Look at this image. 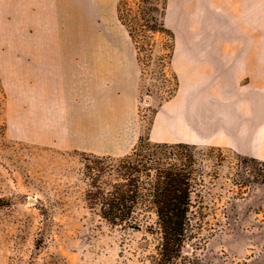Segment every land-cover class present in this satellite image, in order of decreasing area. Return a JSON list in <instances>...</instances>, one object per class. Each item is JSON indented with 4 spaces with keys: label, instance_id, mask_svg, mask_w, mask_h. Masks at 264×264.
Listing matches in <instances>:
<instances>
[{
    "label": "rangeland",
    "instance_id": "374dc122",
    "mask_svg": "<svg viewBox=\"0 0 264 264\" xmlns=\"http://www.w3.org/2000/svg\"><path fill=\"white\" fill-rule=\"evenodd\" d=\"M129 1L128 8L137 11V1ZM0 26V34L7 38L0 39V57L5 55L15 68L3 66L0 59V264H151L159 243L157 231L111 226L99 215L101 201L93 198L99 186L113 190L125 184L128 175L124 165L128 162L111 156L114 160L99 164L101 161L92 155L103 156L78 149L77 140L56 142L52 127L47 125L40 133L37 119L32 122L29 92L37 75V65L32 63V26L13 21H0ZM99 29L103 43L97 45V57L89 58L88 46L87 80L100 77L102 60L104 78L110 73V78L117 77L119 82H140L139 112L143 134L148 135L155 116L164 112V98L172 95L170 101L175 95L173 60L164 82L156 62L159 49L146 65L144 55V62L138 61L121 22L112 27L100 23ZM23 31L26 38L17 40L16 33ZM153 42L158 45L162 40L156 36ZM69 59L72 79L82 80L83 70L78 73L73 68L78 59L74 47ZM111 59L112 72L108 65ZM1 67L5 73L16 72L18 76L13 81L7 79ZM29 68L32 73H28ZM252 160L228 149L189 144L143 151L130 161L141 172L129 175L140 177L146 183L141 191L148 194V182L159 174L148 168L161 166V170L192 174L193 221L188 234L193 239L184 248V258L190 264H264V162ZM153 210L150 203L136 209L140 214H153Z\"/></svg>",
    "mask_w": 264,
    "mask_h": 264
},
{
    "label": "crops",
    "instance_id": "0c3cea01",
    "mask_svg": "<svg viewBox=\"0 0 264 264\" xmlns=\"http://www.w3.org/2000/svg\"><path fill=\"white\" fill-rule=\"evenodd\" d=\"M0 2V21L33 29L31 116L40 133L47 125L56 142L77 140L78 149L102 156L129 154L144 132L140 82H119L110 73L104 78L102 60L100 77H86L88 46L92 58L103 43L99 24L120 25L118 0ZM262 9V0H169L177 85L154 118L152 142L224 148L264 162ZM23 32L15 37L26 38ZM72 47L78 56L73 68L83 70L82 80L70 74Z\"/></svg>",
    "mask_w": 264,
    "mask_h": 264
},
{
    "label": "trees",
    "instance_id": "16d2710c",
    "mask_svg": "<svg viewBox=\"0 0 264 264\" xmlns=\"http://www.w3.org/2000/svg\"><path fill=\"white\" fill-rule=\"evenodd\" d=\"M136 1L139 7L137 11H133L128 8L129 0H119V20L128 30L140 63L144 60L146 65L152 63L151 55L155 49H159L161 55L156 59V62L165 82L166 69L172 63L176 44L175 32L166 22L168 0ZM156 36L161 38V44L157 45L153 42ZM142 55L145 56L144 60ZM173 79L177 82L175 75ZM171 97L172 95L164 98L163 102L169 101ZM188 146L189 144L185 143H176L171 146L168 143H153L149 133L148 135L143 134L129 154L117 159L120 162H128L124 165L126 175H128L127 178H124L125 184L114 186L113 190L99 186V191L93 196V198L99 199L102 204L99 215L111 226H122L135 231L145 230L149 233L157 231L159 243L151 264L191 263L184 258V248L187 242L193 239L188 234L193 221V214L190 211L192 200L189 191L192 174L176 169L161 170V166L148 168V170H158L159 174L155 180L152 179L151 182H148L151 187L148 189L149 193L143 194L141 189L146 188L144 187L146 183L141 181L140 177H130V175L140 173L141 170L132 166L130 161L141 156L143 151ZM92 156L101 161L99 164L114 160L111 156ZM100 168L104 171V167ZM101 178L102 176L97 179L101 180ZM149 203L154 207L153 214L137 213L136 209L139 205L146 206Z\"/></svg>",
    "mask_w": 264,
    "mask_h": 264
},
{
    "label": "bare ground",
    "instance_id": "6f19581e",
    "mask_svg": "<svg viewBox=\"0 0 264 264\" xmlns=\"http://www.w3.org/2000/svg\"><path fill=\"white\" fill-rule=\"evenodd\" d=\"M2 2H3V1H2ZM2 2H0V3H2ZM1 5H2V4H1ZM0 29L2 30V27H1V26H0ZM0 32H1V31H0ZM3 32H4V31H3ZM1 33H2V32H1ZM2 35H3V33H2ZM2 35L0 34V39H1V40H4L3 37L6 38V36H2ZM5 35H6V34H5ZM10 35H11V34H10ZM10 35H8V36H10ZM13 36H14V35H13ZM9 38H10V37H9ZM11 38H12V37H11ZM6 39H7V38H6ZM16 39H17V38H16ZM16 39H14V40H16ZM18 39H19V38H18ZM18 39H17V40H18ZM12 40H13V39H12ZM14 40H13V41H14ZM15 42H16V41H15ZM17 42H19V41H17ZM19 43H20V42H19ZM19 43H18V44H19ZM18 44L16 43V45H17L16 48H19V45H18ZM14 45H15V44H14ZM23 45H24V44H23ZM23 45H22V46H23ZM25 48H26V47H25ZM26 49H27V48H26ZM14 51H15V50H14ZM16 51H18V49H17ZM8 58H9V57H8ZM0 59H1V61L3 62V66L6 65V67H7V66L10 67V62H9V60L5 57V55H4V56H1ZM15 64H16V63H15ZM20 65H21V64H20ZM16 66H19V65H16ZM22 66H23V64H22ZM20 67H21V66H20ZM24 67H25V66H23V68H24ZM11 68H12V67H10V69H11ZM13 68H14V67H13ZM13 68H12V69H13ZM1 69H2V67H1ZM14 69H15V68H14ZM19 69H20V68H18V71H17V72H19ZM30 69L32 70V68H29L28 73H29V72L32 73V71H31ZM2 70H3V69H2ZM6 70H7V69H6ZM16 70H17V69H16ZM16 70H15V71H16ZM11 71H12V70H11ZM24 71H25V68H24ZM2 72L5 73V70H3ZM6 73L8 74L7 71H6ZM6 73H5V74H6ZM9 73H10V74H8V75H5V74H4V75H5V76H8L7 79H10V80H12V81H13V79L15 80V77H16V76H18L16 72H15V73H16L15 76L12 75V74H15V73H12V72H10V71H9ZM23 74H25V77H26L27 73L24 72ZM16 83H18V82H16ZM12 84L14 85L15 82L12 83ZM15 85H16V84H15ZM17 85H18V84H17ZM15 88L17 89L16 86H15ZM16 89H15V92L17 91ZM29 92H30V91H29ZM16 94H17V93H15V95H16ZM17 95H18V94H17ZM16 97H18V96H16ZM17 124H18V122H17ZM170 131H173V128H171L170 130H167V132H170ZM33 135H34V134H32V137H31V138H33Z\"/></svg>",
    "mask_w": 264,
    "mask_h": 264
}]
</instances>
